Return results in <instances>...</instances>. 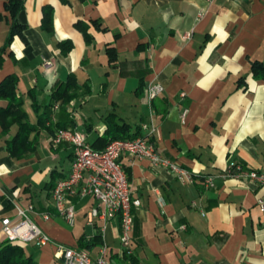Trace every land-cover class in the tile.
Here are the masks:
<instances>
[{
  "label": "crops",
  "instance_id": "obj_1",
  "mask_svg": "<svg viewBox=\"0 0 264 264\" xmlns=\"http://www.w3.org/2000/svg\"><path fill=\"white\" fill-rule=\"evenodd\" d=\"M5 3L0 0V15L9 22L0 21V50L10 33ZM47 7L54 10L51 33L42 29ZM18 21L25 39L15 36L7 48L0 84L19 77L31 124L48 111L56 86L76 74L89 93L81 90L66 109L51 108L55 127L77 128L103 150L109 123L146 137L143 125L153 121L158 131L150 137L159 154L196 179L183 184L166 168L122 155L132 197L141 202L125 253L119 218L89 225L93 196L74 199L73 227L55 211L53 187L68 176L73 148L53 147L42 129L32 135L36 152L16 159L9 146L17 127L5 135L0 124V244L2 219L17 221L18 208L33 205L29 216L53 241L22 246L39 264H63L57 244L93 258L105 246L110 264H264V185L248 175L264 173V79L252 72L253 62L264 63V0H25ZM64 42L73 44L67 55ZM108 47L117 54L114 63ZM149 85L164 89L154 102ZM235 166L243 173L234 175ZM96 237L95 246H81Z\"/></svg>",
  "mask_w": 264,
  "mask_h": 264
},
{
  "label": "built area",
  "instance_id": "obj_2",
  "mask_svg": "<svg viewBox=\"0 0 264 264\" xmlns=\"http://www.w3.org/2000/svg\"><path fill=\"white\" fill-rule=\"evenodd\" d=\"M163 91L160 85H149L147 94L150 102L156 100ZM60 108L61 103H56L54 109ZM185 116L186 113L183 118ZM143 129L149 132V136H141L133 140H114L103 150L93 148L88 141L87 134L74 127L59 128L51 137L53 147L70 145L74 152L68 176L59 180L52 191L56 213L73 227L76 223L74 199L93 196L97 204L89 213V225H93L96 219L107 223L119 218V239L125 253H130L132 249L134 210L141 206V202L132 197L127 172L120 162L122 155H127L133 161L147 160L154 167L166 168L174 173L183 184H193L196 179L192 172L178 162L159 154L150 137L158 131L153 121L143 125ZM231 169L243 173V169L239 166ZM248 175L264 185V173L250 172ZM205 181L210 187L214 185L212 178H206ZM260 206L264 209V200L260 202ZM33 211V205L27 209L19 207V220L2 219V233L6 240L20 246L34 244L37 247H44L53 242L52 238L29 216V213ZM45 218L48 219V216ZM56 246L57 254L63 264H110L108 249L105 246L100 248L96 258L79 247H69L63 244Z\"/></svg>",
  "mask_w": 264,
  "mask_h": 264
},
{
  "label": "trees",
  "instance_id": "obj_3",
  "mask_svg": "<svg viewBox=\"0 0 264 264\" xmlns=\"http://www.w3.org/2000/svg\"><path fill=\"white\" fill-rule=\"evenodd\" d=\"M24 7L25 0H6L5 8L6 11L10 13L11 23L9 24V36L5 45L0 50V67L4 62V54L10 44L13 42L15 36H20L21 38L25 39L24 31L26 26L21 25L18 21V16ZM53 17V8H45L42 23V29L44 31L49 33L54 31ZM0 21H5L8 23L9 19L0 15ZM76 28L84 34L87 41L90 40L87 33V27L85 25L78 23L76 24ZM60 45L62 46L63 53L66 55L73 48V44L71 42H64ZM107 51L109 53L111 62L114 63L117 60L115 49L113 47H108ZM252 72L255 78L264 79V63L260 61L253 62ZM143 88L144 85L142 84L140 90H143ZM81 90H85L86 93H89L88 84L80 85L78 83L76 74H71L66 82L59 83L56 86L49 101V103H51L46 106L48 111L39 116L38 123L33 125L29 120L28 112L24 108V99L19 94V77L16 75L7 77L0 84V101L6 102L5 106L0 107V124L5 135L10 133L12 127H17L15 137L12 142H10L9 146L11 156L16 159H22L29 154L36 152L37 144L35 138H33L32 135L38 133L40 130L45 129L53 136L57 129L68 127V125L55 127L52 124L49 110L53 108L56 103H61V107L66 109L72 101L81 96ZM30 96L34 101L35 106H37L38 104H36V96L34 95L33 91L30 92ZM112 116L113 115H110L107 118L110 119ZM112 135L113 137L110 138L109 136ZM141 136L142 134L140 129H138L136 133L132 134L131 127L127 124L109 123L105 136L100 138V140L105 143L104 147L102 148L105 149V147L114 140H133ZM93 148H97L96 145H93ZM100 241L101 237H96L95 240L90 241L87 244H85L84 240H81L80 244L82 247H91L95 246ZM0 264L39 263L36 261L34 255L29 254L24 247L6 240L0 244Z\"/></svg>",
  "mask_w": 264,
  "mask_h": 264
},
{
  "label": "rangeland",
  "instance_id": "obj_4",
  "mask_svg": "<svg viewBox=\"0 0 264 264\" xmlns=\"http://www.w3.org/2000/svg\"><path fill=\"white\" fill-rule=\"evenodd\" d=\"M42 141V140H41ZM41 141H40V143H41Z\"/></svg>",
  "mask_w": 264,
  "mask_h": 264
}]
</instances>
